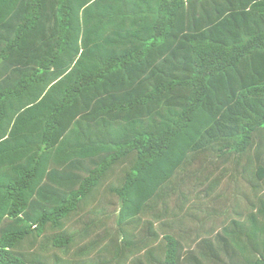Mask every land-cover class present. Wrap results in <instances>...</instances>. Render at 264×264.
I'll list each match as a JSON object with an SVG mask.
<instances>
[{"label":"trees","instance_id":"16d2710c","mask_svg":"<svg viewBox=\"0 0 264 264\" xmlns=\"http://www.w3.org/2000/svg\"><path fill=\"white\" fill-rule=\"evenodd\" d=\"M0 264H264V0H0Z\"/></svg>","mask_w":264,"mask_h":264},{"label":"rangeland","instance_id":"374dc122","mask_svg":"<svg viewBox=\"0 0 264 264\" xmlns=\"http://www.w3.org/2000/svg\"><path fill=\"white\" fill-rule=\"evenodd\" d=\"M223 164L221 165V167L219 168L220 171H223V170H229L230 172L225 174L222 182H221V186L218 190V192H221V190H223L224 192V188H226L227 186L230 187V189L232 190V188H234L233 190H235V186H234V182L233 180H231L230 178H232V176H234V170L232 169V164L234 166V163H235V157H231L230 160H226L225 162H222ZM232 170V172H231ZM218 173V172H217ZM219 174V173H218ZM236 181V179H235ZM238 184L240 185V188L242 189V192H245L247 194V196H250V197H255L254 194H253V191H252V188H251V184L248 182V180H245V179H239L238 181ZM107 186V185H106ZM105 187V186H104ZM103 187V188H104ZM201 189V188H199ZM231 190L228 192V194L231 192ZM198 193V191H196ZM233 192V191H232ZM241 194V193H240ZM261 195V194H260ZM259 195V196H260ZM241 207H245V214L247 213V208H248V205L250 204L248 201L245 200V198L243 197V195L241 194ZM202 200H199L197 202L198 203H201ZM233 207L234 206H229L227 208L228 210V213L230 215H233ZM117 208L116 205H112L110 206V209L109 210H113Z\"/></svg>","mask_w":264,"mask_h":264}]
</instances>
